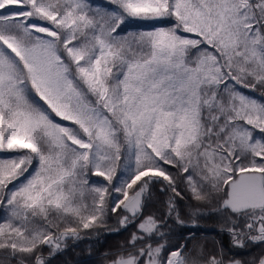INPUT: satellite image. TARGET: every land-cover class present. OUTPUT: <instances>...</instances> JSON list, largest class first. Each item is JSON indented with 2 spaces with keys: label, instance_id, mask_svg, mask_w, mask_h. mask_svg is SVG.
<instances>
[{
  "label": "snow or ice",
  "instance_id": "1",
  "mask_svg": "<svg viewBox=\"0 0 264 264\" xmlns=\"http://www.w3.org/2000/svg\"><path fill=\"white\" fill-rule=\"evenodd\" d=\"M255 92L264 0H0V264H264Z\"/></svg>",
  "mask_w": 264,
  "mask_h": 264
},
{
  "label": "trees",
  "instance_id": "2",
  "mask_svg": "<svg viewBox=\"0 0 264 264\" xmlns=\"http://www.w3.org/2000/svg\"><path fill=\"white\" fill-rule=\"evenodd\" d=\"M253 94L261 100H264V97H261L260 93L255 92ZM159 207V204H155L147 211L153 212ZM109 223L113 227L117 226L114 214L113 219H111ZM190 230L195 233L198 240L209 244H211L213 240L222 238L217 221L212 218H205L200 221L199 227L195 229L173 224L171 242L175 243L181 236L186 235ZM127 236V232L123 233V235L104 232H101L99 235L95 233L86 235L82 240L69 242V247L64 252L51 258V264H104L103 254L125 240Z\"/></svg>",
  "mask_w": 264,
  "mask_h": 264
},
{
  "label": "rangeland",
  "instance_id": "3",
  "mask_svg": "<svg viewBox=\"0 0 264 264\" xmlns=\"http://www.w3.org/2000/svg\"><path fill=\"white\" fill-rule=\"evenodd\" d=\"M252 95L253 96H256V95H254L253 93H252ZM3 218V215L2 214H0V219H2Z\"/></svg>",
  "mask_w": 264,
  "mask_h": 264
}]
</instances>
